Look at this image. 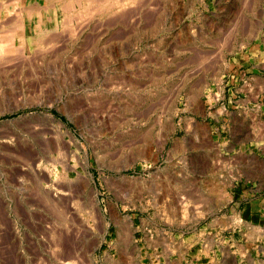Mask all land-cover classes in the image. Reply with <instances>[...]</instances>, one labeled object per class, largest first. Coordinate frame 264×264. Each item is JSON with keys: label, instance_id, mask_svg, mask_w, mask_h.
Instances as JSON below:
<instances>
[{"label": "rangeland", "instance_id": "obj_1", "mask_svg": "<svg viewBox=\"0 0 264 264\" xmlns=\"http://www.w3.org/2000/svg\"><path fill=\"white\" fill-rule=\"evenodd\" d=\"M0 34V264H264V0H0Z\"/></svg>", "mask_w": 264, "mask_h": 264}, {"label": "bare ground", "instance_id": "obj_2", "mask_svg": "<svg viewBox=\"0 0 264 264\" xmlns=\"http://www.w3.org/2000/svg\"><path fill=\"white\" fill-rule=\"evenodd\" d=\"M117 4H118V3H117ZM118 5H119V4H118ZM13 29H14V28H13ZM4 32H7V31H3V33H4ZM11 32H12V31H11ZM12 33H13V32H12ZM7 34H8V33H7ZM0 35H1V34H0ZM3 35H4V34H3ZM56 35H57V34H56ZM49 37H50V36H49ZM54 37H56V36L54 35ZM10 38H11V37H10ZM50 38H51V37H50ZM2 39H3V38H2ZM5 39H6V38H5ZM5 39H4V40H5ZM52 39H53V38H52ZM47 40H48V39H47ZM47 40H46V41H47ZM0 41H1V40H0ZM51 41H52V40H51ZM45 43H46V42H45ZM20 46H21V45H20ZM21 47H22V46H21ZM16 51H17V50H16ZM19 54H20V53H19ZM22 54H23V53H22ZM29 62H30V61H29ZM16 102H19V100H16ZM16 102H15V103H16ZM12 104H13V103H12ZM16 104H18V103H16ZM16 104H15V105H16ZM19 104H20V103H19ZM22 104H23V103H22ZM13 105H14V104H13ZM11 106H12V105H11ZM16 106H17V105H16ZM16 106H15V107H16ZM29 117H30V116H29L28 114H24V115H21V116H19V117H16V118H14V119L9 120V122H15V123L18 122V123H21L22 120L29 119ZM28 121H29V120H28ZM18 123H17V124H18ZM28 123H29V122H28ZM28 123L24 126V128H26V127H27V128L30 127V125H29ZM21 124H22V123H21ZM21 124H20V125H21ZM23 124H25V123H23ZM23 124H22V125H23ZM18 126H19V125H18ZM10 136H11V135H10ZM30 156H31V155H30ZM30 156H29V157H30ZM38 157H39V156H38ZM27 158H28V157H27ZM27 158H26V159H27ZM34 159H35V158H34ZM23 160H24V159H23ZM30 160H31V159H30ZM27 162H28V161H27ZM31 163H32V162H31ZM22 169L30 170V171H33V172H37V171L39 172V171L42 170L41 167H39L38 165H34V164H30V165H28L27 167H22ZM22 169H21V170H22ZM19 172H20V170H19Z\"/></svg>", "mask_w": 264, "mask_h": 264}]
</instances>
